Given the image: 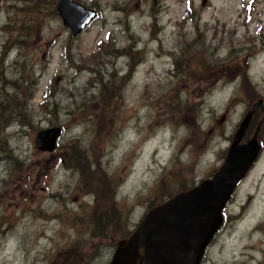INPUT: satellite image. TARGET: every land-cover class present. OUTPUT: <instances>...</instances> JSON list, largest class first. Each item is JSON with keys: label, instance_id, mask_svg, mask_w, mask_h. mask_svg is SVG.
I'll return each mask as SVG.
<instances>
[{"label": "rangeland", "instance_id": "374dc122", "mask_svg": "<svg viewBox=\"0 0 264 264\" xmlns=\"http://www.w3.org/2000/svg\"><path fill=\"white\" fill-rule=\"evenodd\" d=\"M56 1L0 0V264L106 260L151 207L210 178L264 102V0H75L98 15L73 37ZM263 117L204 264H264ZM53 126L56 148L36 149Z\"/></svg>", "mask_w": 264, "mask_h": 264}, {"label": "water", "instance_id": "95a60500", "mask_svg": "<svg viewBox=\"0 0 264 264\" xmlns=\"http://www.w3.org/2000/svg\"><path fill=\"white\" fill-rule=\"evenodd\" d=\"M55 10L69 28L70 37L80 34L98 15L75 0H57ZM258 108L264 112L262 99L255 101L240 121L225 159L212 177L149 209L129 238L120 242L110 264H200L222 227L223 210L260 154L258 127L242 142ZM62 133V126L38 131L35 148L52 152Z\"/></svg>", "mask_w": 264, "mask_h": 264}, {"label": "flooded vegetation", "instance_id": "af4514ba", "mask_svg": "<svg viewBox=\"0 0 264 264\" xmlns=\"http://www.w3.org/2000/svg\"><path fill=\"white\" fill-rule=\"evenodd\" d=\"M136 229V227L133 229L132 232H134V230ZM131 232V233H132ZM131 233L129 234V236L131 235ZM124 237L121 239H118L117 241H111L110 243L107 244V259L106 260H101L100 259V255H93L94 250H90L87 251V256L85 258H82L81 260V264H110L111 258L116 250V248L118 247V245L120 244L121 241H124L126 239H128V237ZM209 247L205 250L202 260L200 262V264H204L205 258H206V253L208 251ZM133 264H138V262H134ZM142 264H145L144 262Z\"/></svg>", "mask_w": 264, "mask_h": 264}, {"label": "trees", "instance_id": "16d2710c", "mask_svg": "<svg viewBox=\"0 0 264 264\" xmlns=\"http://www.w3.org/2000/svg\"><path fill=\"white\" fill-rule=\"evenodd\" d=\"M12 99H13V101L14 102H17L18 101V99H17V97L16 96H12ZM17 104H19V103H17ZM187 107V106H186ZM155 124H158L157 123V121H156V119H155V122H154ZM186 143V142H185ZM187 144V143H186ZM174 159H177L178 161H179V159H181V156L179 155V154H175V156H174ZM74 160H75V163H73V164H78L79 163V161L76 159V158H74ZM77 160V161H76ZM174 165V164H173ZM72 168H75L79 173H80V175H84L86 172H88V173H90V174H95V171H93V170H89V169H87V168H84V167H82V166H80V165H72L71 166ZM164 169H165V167H164ZM86 170V171H85ZM162 180H163V178H161L159 181H158V183H157V185L154 187L155 189H154V191H153V193H152V195L155 193V191H157V190H159L160 188H161V186H162V184H163V182H162ZM193 187V185H190L189 187H187V188H183L181 191H179V192H182V191H186V190H189L190 188H192ZM179 192H177V193H179ZM87 194L88 193H91V192H86ZM93 194V193H92ZM176 194V193H175ZM174 194V195H175ZM173 196V195H172ZM171 196V194L169 195V198L170 197H172ZM93 197H95L94 196V194H93ZM159 204H161V203H159ZM159 204H157V205H159ZM92 206H98V203H92ZM154 206H156V205H154ZM153 206V207H154ZM152 208V207H151ZM97 229H99L98 228V226H96V228H95V231H98ZM221 230V229H220ZM132 232V231H131ZM130 234V233H129ZM129 234L127 235V236H129ZM127 236H122V237H120V238H118V239H121V238H124V237H127ZM118 239H114V241H117ZM111 241H113V239L112 240H110V242Z\"/></svg>", "mask_w": 264, "mask_h": 264}, {"label": "bare ground", "instance_id": "6f19581e", "mask_svg": "<svg viewBox=\"0 0 264 264\" xmlns=\"http://www.w3.org/2000/svg\"><path fill=\"white\" fill-rule=\"evenodd\" d=\"M132 127H133V126H132ZM191 148H192V146H191ZM186 149H187V150L189 149V146H188V145L186 146ZM190 150H191V149H190ZM190 150H189V151H190Z\"/></svg>", "mask_w": 264, "mask_h": 264}]
</instances>
